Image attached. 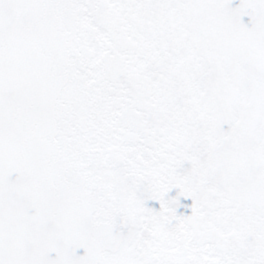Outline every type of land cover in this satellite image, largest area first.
<instances>
[{"label": "snow or ice", "instance_id": "6c2138e0", "mask_svg": "<svg viewBox=\"0 0 264 264\" xmlns=\"http://www.w3.org/2000/svg\"><path fill=\"white\" fill-rule=\"evenodd\" d=\"M0 264H264V0H0Z\"/></svg>", "mask_w": 264, "mask_h": 264}]
</instances>
